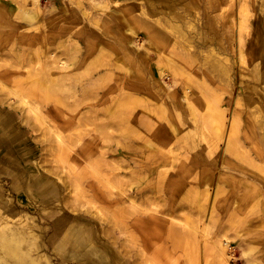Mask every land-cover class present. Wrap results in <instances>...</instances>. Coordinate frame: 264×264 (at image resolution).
<instances>
[{
    "label": "bare ground",
    "instance_id": "6f19581e",
    "mask_svg": "<svg viewBox=\"0 0 264 264\" xmlns=\"http://www.w3.org/2000/svg\"><path fill=\"white\" fill-rule=\"evenodd\" d=\"M83 1L89 7L84 6ZM40 2L33 0L32 8L20 10L18 16L27 21V25L39 21ZM236 2L207 0L209 17L204 26L196 27L193 24L199 21L196 11L188 7L176 11L173 0H62L60 15H55L53 26L48 22L52 21L53 12L48 11L44 16L49 18L42 21L43 27L37 28L41 34L23 39L27 38L28 44L41 43L37 55L44 60L37 62L35 68L18 64L1 72L0 92L7 90L8 96L16 98V104L32 114L40 130L43 126V131L50 132L53 139L47 138L40 143H55L53 150L59 152L57 157L65 163L69 174L76 171V158L72 155L75 147L93 158L94 163H87V166L96 168L101 174L111 166L106 155L109 152L112 155V150L99 144L106 139L117 144L121 137L109 132L81 136L80 129L77 130L81 122L119 121L117 126L124 125L126 130H132V121H166V126L160 122L153 126V134L145 142L149 151L147 157L141 162L132 158L130 164L147 171V176L151 177L156 171L161 174L172 167L174 177H179L174 181L173 177L166 179L164 197L172 199L176 193H181L195 204L196 211L192 214L197 217V222L184 223L187 228L181 229L182 238H185L181 244L186 248L187 245L194 248L196 234L202 230L199 210L208 202V218L216 208L219 209L217 196L223 193L226 185L239 188L242 199L254 202L255 207L258 206V197H262V208L257 213L264 222V91H253L243 79L249 75L251 78L254 73L256 80L264 85V5L257 4L256 0H239L236 10ZM67 4L72 7L68 11L63 8ZM112 4L116 7H111ZM253 15L256 17L254 27L251 24ZM221 19L226 20L224 25L227 27L224 44L220 43L218 35L220 27L218 29L217 25ZM139 34L143 36L140 46L135 44ZM51 44L67 50L52 52L49 49ZM252 59L257 61L253 68ZM238 64L246 69H240ZM15 77L21 79L15 80ZM164 78L171 80L172 89L160 83ZM237 83H240V91L234 89ZM100 92L106 97L100 106L104 107L102 113L92 105L82 108L89 93ZM64 93L69 96L72 93V104H63L60 97ZM102 97L96 98V102ZM13 104L0 99V125L3 128L9 125L8 128L12 129L11 123L18 120L7 111ZM68 106L69 113L60 115L59 109L66 112ZM98 115L104 118L98 120ZM51 118L64 121V127L70 126L65 121H74L77 133L73 138L72 134L62 137L61 129L50 121ZM251 132L255 137H251ZM10 139L9 133H0V148L7 151ZM172 139H175V145L171 148L169 141ZM160 149L165 152L161 153ZM178 149L185 151L183 158H180ZM232 168L257 179L263 186L258 187L246 177H236L228 171ZM118 171L119 167H115L110 173L116 175ZM48 178L47 175L37 177L32 181L30 191L38 192ZM75 182L70 183L75 185ZM76 186L81 184L76 183ZM153 186L151 182L150 189ZM147 187L149 189L148 185L137 188L136 194L143 199ZM226 197L233 198V195ZM9 201L0 186V262L51 264L45 253H39L41 245L35 242L33 222L30 223L25 213L10 209ZM127 203L129 208H135L132 199L128 198ZM171 204L170 201L162 210H155V214H164L165 219H170V224L176 220L171 218L175 211ZM238 210L243 211L241 207ZM231 213H234L233 209ZM143 219L147 222L153 220L150 226L158 221L154 220L158 217L152 214ZM68 222L63 219L55 221V231H66L63 240L71 228ZM77 230L78 227L73 228L74 232ZM261 236L254 235L253 240L258 241ZM208 239L211 240L208 246L216 258L215 264L238 263L240 259L236 258L227 237ZM148 244H152L151 240L139 251L141 253L133 254L134 258H143L140 264H151L145 252ZM70 248L77 255H96L101 260L97 264L128 263L118 256L110 258V255L106 263L102 262L105 256L80 238ZM256 250V247H247L241 251L246 264H257L256 261H246ZM86 263L92 264L90 261Z\"/></svg>",
    "mask_w": 264,
    "mask_h": 264
},
{
    "label": "rangeland",
    "instance_id": "374dc122",
    "mask_svg": "<svg viewBox=\"0 0 264 264\" xmlns=\"http://www.w3.org/2000/svg\"><path fill=\"white\" fill-rule=\"evenodd\" d=\"M60 1L62 0H41L38 5L39 21L27 25V21L21 19L18 14L26 8H32L34 6L33 0H0V73L18 64H29L27 67L33 66L35 68L34 65L37 62L44 60L42 56L37 55L38 49H41V43L32 42L28 44L27 38L32 37L35 33L41 34L42 31L39 32L37 28L43 27L42 21L49 18L44 16L48 11L53 12L51 15L52 21H48L50 22L49 26H53L52 22L55 15H60L62 9ZM236 1L235 8L237 10L240 3L239 0ZM173 2L176 3V11L187 7L192 8V11H196L199 19L198 24L193 22L196 27L206 24L205 22L209 17L206 11L207 0H173ZM256 3L264 5V0H256ZM83 5L89 7L86 1H83ZM111 7H116V5L112 4ZM63 8L68 11L72 7L67 4ZM92 12L94 13V10H91ZM255 20L256 17L253 15L251 17L252 27H254ZM220 21L221 23L217 25L218 29L220 27L218 35L220 43L224 44L227 30L224 25L226 20L221 19ZM25 36L27 38L24 41ZM142 37L139 34L136 37L135 44L140 46L143 42ZM49 49L52 52H58L66 48L51 44ZM255 60H257L256 57ZM256 63L257 61L252 59L251 68ZM243 66L238 64L240 69L245 70L246 67ZM249 76L243 79L248 82L253 91L260 89L264 91V85L256 80L254 73H251V78ZM20 79L21 77H15V80ZM160 83L165 88L172 89L171 80L164 78L161 79ZM239 86L240 83H237L234 89L239 90ZM3 91L0 92V99L14 103L8 107L7 111L14 114L18 120L11 123L13 125L12 129L8 128L9 125L4 128L0 125V133L6 132L11 136L9 140L10 148L7 151L0 148V158H6L5 161L0 160V186L3 187L4 196L10 200L9 208L15 212L25 213L30 218V223L33 222L35 242L41 245L39 253H45L51 264H87L86 262L89 261L92 264H97L96 262H101L96 255L81 256L74 253L70 245L72 246L78 238L97 248V251L105 256L102 261L105 263L110 255V258L120 257L127 261V264H140L141 261L143 262V258L142 260L141 258H134L133 254L141 253L139 251L143 250L145 244L151 240L152 244H148V248L146 246L145 249L147 259L151 261V264H215L216 258L209 249L208 245L211 240L208 238L216 239L222 236L228 238L234 248L236 258L240 259L236 264H246L241 251L247 247H256L257 250L251 253L249 260L246 261H256L257 264H264V243L262 242L264 240V222L261 221L262 217H258L257 213L262 208V197H258V206L255 207L254 202H250L249 199L246 201L242 199V191L239 188L226 185L223 193L217 196L219 209L216 208L208 218H206L208 202L199 210L202 215L200 219L202 230L196 234L197 243L192 245L194 248L190 245H187L186 248L184 244H181V241L185 239L182 238L181 229L182 227L187 228L184 223L197 222V217L192 214L196 211L195 204H192L191 200H187L181 193H176L172 199L164 197L166 179L173 177L174 181L179 177H174L176 174L173 172L172 167H170L171 170L164 171L161 174H157L156 171V174H152L151 177L150 175L147 176V171L135 168L130 164V159L135 158L137 162H141L149 153L145 144L149 140V133L145 129L135 126L133 121L130 123L132 130H126L124 125L117 126L116 123L119 121L81 122L77 128V130L80 129L81 136L83 134H94L96 136L100 133L109 132L119 134V137H121L118 139L117 144L108 139L101 141V144H99L101 147H109V150H112V155H110V152L106 155L109 156L106 160L111 166L100 172L101 174L97 173L96 168L92 169L87 166V163L90 165L94 163L93 158L81 153L78 147H75L72 152V155L76 158L74 169L76 171L69 174L65 163L57 157L59 152L53 150L55 143H40L41 140L47 138L53 139L50 132L45 129L43 131V126L40 130L37 121L32 119V114L27 113L23 106L16 104V98L8 96L7 90ZM226 93L225 95H227ZM101 96H103L101 101L96 102V98L100 99ZM71 97L72 93L70 96L64 93L60 98L63 104L67 106L73 102ZM105 98L102 92L98 94L89 93L86 104L82 108H88L92 105L98 109L99 113H102L104 107L100 106L105 102L103 101ZM63 112L68 114L69 106L66 107V112L61 108L59 109L60 115ZM97 118L101 120L104 117L98 115ZM50 121L61 129L62 137H69L68 135L72 134L73 138L75 132L77 133L74 121H65L70 123L69 127L63 126L64 121H54L52 118ZM157 122L166 126V121ZM169 122L174 123L175 121ZM240 135H243V132ZM251 137H255L254 132H251ZM87 138L89 137H85V139ZM169 142V146L172 148L175 145V139ZM177 151L181 154L180 158L186 155L183 149ZM160 152L164 153L165 151L161 150ZM35 165L37 168H35ZM115 167H119L118 176L117 174L114 175L115 172L110 173ZM168 169L169 167L166 166V170ZM231 170L228 171L236 177H246L253 180L258 187L263 186L256 181L257 179H253L244 172H240L235 168ZM44 175L49 178L43 182L38 192L33 193V191H30L32 181ZM74 180H76L75 185L74 183L72 185L70 182ZM151 182L154 186L150 189ZM187 182L188 179L185 180V185ZM76 183H80L81 186L77 187ZM147 185L152 193L147 187L148 190H145L146 196L142 199L139 194H136V189L144 188ZM154 187H156V194L153 191ZM244 193L247 194L246 191ZM231 194L233 198L226 197ZM128 198L132 199L133 203L131 204L135 206L134 209L129 208ZM170 201L172 202L171 207L174 206L175 209L171 218L176 219L172 224H170L172 222H170V219H165L162 216L164 214H155V210H162L164 206H168ZM224 202H226V205ZM223 205L225 207L220 208ZM240 207L243 211L238 210ZM232 209L233 214L231 213ZM143 212H146V214ZM150 214L153 217L155 215L158 217V219H154L158 221L153 226L149 224L153 220L147 222L143 219V217ZM62 219L69 221L68 225L72 228L65 234L66 238L64 240L65 229L62 232L55 231V221ZM75 227H78V230L74 232L73 228ZM259 234L262 235L260 239L258 241L253 240V236ZM60 240L62 241L61 244L56 247L55 245ZM187 249L192 251L190 252ZM0 264L6 263L0 262Z\"/></svg>",
    "mask_w": 264,
    "mask_h": 264
},
{
    "label": "crops",
    "instance_id": "0c3cea01",
    "mask_svg": "<svg viewBox=\"0 0 264 264\" xmlns=\"http://www.w3.org/2000/svg\"><path fill=\"white\" fill-rule=\"evenodd\" d=\"M135 122H134L135 126H139V127L143 128V129H145V131H147L149 133L148 139H150L151 138V134H153V132H152L153 126L156 123H158L157 121H135ZM150 142L155 143V141H150Z\"/></svg>",
    "mask_w": 264,
    "mask_h": 264
}]
</instances>
